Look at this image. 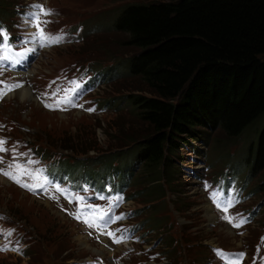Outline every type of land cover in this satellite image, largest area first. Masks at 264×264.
Listing matches in <instances>:
<instances>
[{"label":"rangeland","instance_id":"obj_1","mask_svg":"<svg viewBox=\"0 0 264 264\" xmlns=\"http://www.w3.org/2000/svg\"><path fill=\"white\" fill-rule=\"evenodd\" d=\"M32 1L46 9L53 7L52 21L44 29L46 33L63 34L64 42L55 47L34 46L27 39L34 31H24V49L35 51L18 64L13 61L10 69L15 76L12 84H26L31 89V99L23 101L16 92L5 96L0 103V119L6 123V133L22 138L32 148L40 147L47 161L44 172L64 194L34 197L0 176V209L4 212L1 219L11 226L15 224L26 243L23 253L0 252V264H79L95 256L105 264H130L125 259L132 257L135 263L148 258L151 264H232L234 257L212 252L214 245L235 248L231 254L244 253L246 249L251 252V257L244 255L240 264H264V253L256 254L259 238L264 236V189L259 186L264 171L250 172L248 159L259 128L234 137L225 136L219 127L201 128L200 135L179 142L175 150L178 165L172 162V174L163 166L159 179L147 176L134 157H123L121 153L127 145L125 133L142 126L135 108L125 98L142 83L120 65L133 49L120 47L125 32L114 26L119 9L131 0H30L29 8L24 5L22 9H32ZM22 2L0 0V29L13 34L19 30L20 17L15 7ZM17 68L22 70L19 76L14 73ZM51 74L57 77L56 84L99 86L93 92L71 94L72 101L77 98L82 107L67 105L48 111L35 95L39 96L38 88ZM263 122L264 116L259 125ZM117 126L122 127V146L114 132ZM69 138L80 146L62 143ZM90 142L95 144L93 148L84 152L78 149ZM200 177L204 189L197 181ZM211 193L217 194L220 203L234 198L227 215L247 222L239 228L229 224L219 208L217 211ZM205 194L214 206L215 222L207 216L209 203ZM66 196L72 199L73 208L69 199H64ZM75 196L84 197V204L105 209L107 198L130 196L122 204L124 220L130 225L142 221L133 226L139 235L132 234L122 245H116L111 237L74 218L72 213L78 206ZM109 215L122 216L120 202ZM105 231L117 235L119 230L107 225ZM126 233L122 231V235ZM79 238H85L92 248L86 249ZM168 243L172 247L167 248ZM129 244L135 245L132 250Z\"/></svg>","mask_w":264,"mask_h":264},{"label":"trees","instance_id":"obj_2","mask_svg":"<svg viewBox=\"0 0 264 264\" xmlns=\"http://www.w3.org/2000/svg\"><path fill=\"white\" fill-rule=\"evenodd\" d=\"M114 26L125 32L120 47L133 49L120 65L142 83L125 97L142 126L125 133L123 157L159 179L163 166L172 174L181 139L201 128L227 137L259 128L248 159L250 172L264 171V0H131ZM114 130L122 146V127Z\"/></svg>","mask_w":264,"mask_h":264},{"label":"snow or ice","instance_id":"obj_3","mask_svg":"<svg viewBox=\"0 0 264 264\" xmlns=\"http://www.w3.org/2000/svg\"><path fill=\"white\" fill-rule=\"evenodd\" d=\"M32 8L36 9V11L32 12L30 15V26L35 28V31L31 34H29L27 39H30L32 42L37 44L40 47H47L53 44H60L64 42V35L63 34H50L46 33L44 29V25L48 23L46 20H42V16H48L52 13L51 9H46L43 5H33ZM10 37L7 34L6 30L0 29V52L3 54L0 55V61L3 60H13L14 57L9 55V52L11 51L12 45L10 44ZM35 51V48H26L22 52L16 53V56L24 57L29 52ZM15 63H20V60H16ZM0 84L3 86L0 87V99L4 98L8 92L13 91L14 89L20 88V84H6L3 81H0ZM74 87L68 90H65V95L59 98L54 99L52 104H45L44 106L46 108H60L61 104H65L71 107H82V105H77L73 103L71 99V94H74L77 89L80 87V85L73 82ZM59 92V89L56 92L52 93V96L55 98L57 97V94ZM88 111H93V109H88ZM6 142L3 139H0V152L6 151L4 148V144ZM24 155V154H19ZM2 159V158H0ZM28 164L35 163L32 160H29L27 162ZM0 174L8 177L9 179L13 180L17 184H19L23 188H27L29 191H35L36 189L45 190V184L47 183V180H42V170L37 169L35 171L31 170L30 168L26 167L23 164H20L15 159L13 163L9 164L8 169H0ZM23 176H29L34 183H25L21 177ZM56 191L61 192V194H64V190L59 187V185H56ZM206 187H208L206 185ZM211 197L213 198V203L216 204V207L221 209L225 215L223 218L231 224L235 228L241 227V225L245 224L247 220L245 218H239L238 220L230 215H227L228 209L233 206L234 198L228 200L225 204H221L219 200L216 198V193H211ZM55 199L56 197H52ZM69 199V202H72V199L69 197H65ZM100 199H105V197L101 196ZM74 199L78 202L77 210L75 213H72L75 219L82 221L84 224H86L89 228H95L99 232H101L102 235H107L112 238L114 243H121L123 240L127 239L126 236H117L114 232L111 231H105L106 226L108 223L114 222V220L122 219V216L112 217L109 215V213L112 211L113 207L118 203L122 201V197L116 196V197H109L108 199V207L107 209L99 206V205H90V204H84L82 201L84 200V197L82 196H75ZM2 218V217H0ZM91 235V233H89ZM5 235L10 236L11 230H9ZM99 238V237H97ZM261 240H264V237L261 238ZM8 250L7 245L0 246V251H6ZM13 251H19L20 249H12ZM218 255L220 256H229L234 257L232 260V264H240V261L242 260L244 253H236V254H226L223 253L222 250H215Z\"/></svg>","mask_w":264,"mask_h":264},{"label":"bare ground","instance_id":"obj_4","mask_svg":"<svg viewBox=\"0 0 264 264\" xmlns=\"http://www.w3.org/2000/svg\"><path fill=\"white\" fill-rule=\"evenodd\" d=\"M52 46H54L55 47V45H52ZM28 71V73H30L32 70L30 69V68H28L27 69ZM26 72V73H27ZM22 73V70L21 69H19V68H17V69H15V74H17V75H19V74H21ZM21 85V87L20 88H18V89H15L13 92L11 91V92H8V94H7V96H9V95H14L15 94V92L18 94L19 93V98L21 99V100H26V99H31L30 98V93L29 92H31V89L30 88H28L27 86H26V84H20ZM6 96V97H7ZM31 97H33L32 95H31ZM48 111H51V110H48ZM6 179V178H5ZM12 185H14V184H12ZM16 188H18L17 186H16ZM19 189H21V188H19ZM21 190H23V189H21ZM23 191H25V190H23ZM26 192V191H25ZM28 193V192H27ZM25 194V193H24ZM29 194V193H28ZM32 196H34V195H32ZM35 197V196H34ZM39 200V199H38ZM207 200V199H206ZM39 201H42V200H39ZM47 203L49 202L48 200H45ZM43 202V201H42ZM207 202L209 203V205L207 204V210H208V213H207V216H208V218L212 221H214L215 220V215H216V213H215V211H214V207H213V205L207 200ZM51 203V202H50ZM49 204V203H48ZM48 204H46L45 203V205L47 206V207H49V205ZM206 206V205H205ZM215 222V221H214ZM228 231H229V229H228ZM80 239V242H82V244L85 246V248L86 249H90V248H92L91 247V245L89 244V243H87V240L85 239V238H79ZM99 251V250H98ZM101 251V250H100ZM8 252V251H7ZM7 252H5V253H7ZM0 254H2V253H0Z\"/></svg>","mask_w":264,"mask_h":264}]
</instances>
